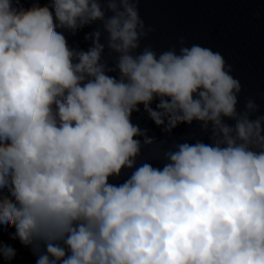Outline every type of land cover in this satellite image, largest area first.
<instances>
[{
    "label": "clouds",
    "instance_id": "obj_1",
    "mask_svg": "<svg viewBox=\"0 0 264 264\" xmlns=\"http://www.w3.org/2000/svg\"><path fill=\"white\" fill-rule=\"evenodd\" d=\"M140 9L0 0V234L35 264H264V110L213 47L145 45Z\"/></svg>",
    "mask_w": 264,
    "mask_h": 264
},
{
    "label": "water",
    "instance_id": "obj_2",
    "mask_svg": "<svg viewBox=\"0 0 264 264\" xmlns=\"http://www.w3.org/2000/svg\"><path fill=\"white\" fill-rule=\"evenodd\" d=\"M140 11L146 24L156 28L145 45L163 50L183 37L189 43L213 47L225 56L242 82L240 107L248 98H255L264 110V0H141ZM88 31L70 38V43L86 49ZM134 120L150 135L163 139L161 130L146 116L138 114ZM192 134H198V129L182 126L174 136L179 139ZM0 244L15 245L19 252L15 264H35L30 251L19 242L0 234Z\"/></svg>",
    "mask_w": 264,
    "mask_h": 264
}]
</instances>
